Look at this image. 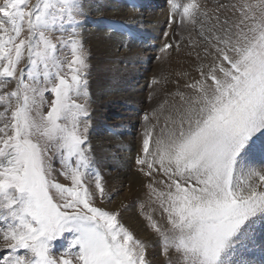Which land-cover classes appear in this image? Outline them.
Returning a JSON list of instances; mask_svg holds the SVG:
<instances>
[{"label": "snow or ice", "instance_id": "1", "mask_svg": "<svg viewBox=\"0 0 264 264\" xmlns=\"http://www.w3.org/2000/svg\"><path fill=\"white\" fill-rule=\"evenodd\" d=\"M167 2L199 22V78L159 134L144 130L136 164L167 226L146 219L166 264H264L245 255L264 218V0ZM83 17V0H0V264H152L120 212L97 204ZM53 148L69 183L53 176Z\"/></svg>", "mask_w": 264, "mask_h": 264}, {"label": "bare ground", "instance_id": "2", "mask_svg": "<svg viewBox=\"0 0 264 264\" xmlns=\"http://www.w3.org/2000/svg\"><path fill=\"white\" fill-rule=\"evenodd\" d=\"M121 1L123 0H85L84 2L85 9L88 11L84 35L90 53L94 57L91 68V85L98 103L95 110L97 114L95 124L90 130L89 141L97 165L107 174L110 193L115 192L114 188L126 185V193L116 199L112 209L121 210L123 203L129 204L128 208L122 211L123 217L132 223V227L142 237L150 241L147 245L150 247L149 253L152 256L157 255L153 264H166L168 257L158 256L159 241L155 239L154 234H150L145 229L135 211L136 199L141 198L140 195H142L143 182L150 181V178L144 180L143 173L138 171L139 166L136 164V159L141 155L142 140L136 141L130 133L134 131V128L137 129L140 123L143 132L146 127L155 125V132L159 134L169 115H172L175 109L183 103L178 93L188 96L191 90L185 85L199 78L197 68L200 61L196 59L193 49L190 51L192 53L190 57L186 51L178 53V49H173L174 46L168 51H162L165 44H169L172 40L169 35L171 31H169L162 41L159 38L161 41L158 43L160 44L159 58L151 64L152 61L149 60L151 57L143 55V51L149 50L150 52L149 48L158 42L157 39L154 43L149 42L148 38L162 36L168 16L165 18L164 12L156 15L151 13L143 20V15L137 6L132 8L124 6ZM161 1L136 0L143 6L148 5L150 9H153L154 4L157 8L161 6ZM145 11L150 13V10ZM231 15L230 9H222L221 19ZM172 16L177 23L180 15L176 13ZM184 29L190 39L198 38L192 32V24L188 23ZM199 39L200 37L197 40ZM198 49L195 51H200ZM154 79L158 83L154 84ZM149 96L151 97L149 109L147 108L149 121L146 122L144 120L146 113L141 117L137 114ZM121 105H125V108ZM115 108L119 111H115ZM112 113L118 114L120 118H111ZM252 160L256 166H259L258 154L253 156ZM108 169L112 172L107 173ZM160 178L165 179L163 176H157V181ZM144 209L155 215H159L160 212L153 203L146 205ZM163 226L166 227L167 224ZM247 243L246 257L259 262L264 256V218H259L251 226L250 239ZM171 258L175 262L174 252L171 253Z\"/></svg>", "mask_w": 264, "mask_h": 264}, {"label": "rangeland", "instance_id": "3", "mask_svg": "<svg viewBox=\"0 0 264 264\" xmlns=\"http://www.w3.org/2000/svg\"><path fill=\"white\" fill-rule=\"evenodd\" d=\"M182 1V2H181ZM212 1V2H211ZM85 2V0H83V3ZM178 2H181V3H186V1L185 0H178ZM198 2L201 4V6H202V9H207V10H212V9H215L219 4H224V5H226V4H228L229 3V5L230 4H232V3H237L238 2V0H198ZM224 2V3H223ZM121 3H123V5L124 6H129V7H136L137 6V8L138 9H140V12H141V14L143 15V20H145V18L149 15V14H162L163 12L165 13V18H166V20H165V24H164V27H163V30H162V36L161 37H156L155 35H154V37H156V38H148V40H149V42H151V41H153V43H154V41H156V39H157V43L155 44L154 43V45H153V47L152 48H149V49H151L150 50V52H149V50H144L143 51V55H147V57L148 58H150L149 60L150 61H152L151 62V64H153V62L155 63L156 61H158V58H159V45L160 44H158L159 43V41H160V39H161V41L163 40V38L165 37V35H167V32H169V31H171V32H169V35H170V38L172 39L171 40V42L169 43V44H171L172 45V47H173V49L174 50H177V52L178 53H180V52H182V51H186L187 53H188V56L190 57V55H189V53H190V51L193 49L190 45H189V41L190 40H197L198 38H199V23H197L196 25H193V29H192V32H193V34H195V36H198V38L197 39H190V37H188L187 36V34H186V30L184 29L185 27H186V25L188 24L187 22H184L183 24H182V22H181V17L179 18V20H177V23H176V20H174V17L172 16L173 14H171L170 16H169V13H170V11H169V4H168V2H167V0H162L161 1V6H159L158 8L156 7V4H154L153 5V9H150L149 8V6L147 5V6H143V5H141V4H139V2H136V0H123V1H121ZM128 4V5H127ZM205 4V5H204ZM84 5H85V3H84ZM160 5V4H159ZM204 6H208L207 8L206 7H204ZM140 7V8H139ZM146 7H148V8H146ZM145 10H150V13H147ZM88 13V11L85 9V17H83L82 18V20H83V26H82V29H81V31H82V35H83V42H84V45H85V48L88 50V52H89V57H88V64H89V67H88V69H87V75H88V81H89V83H88V93H89V96H88V106H89V111H90V127H89V133H88V136L90 137V130L92 129V127H93V125L95 124V117H96V113H95V110H96V106L98 105V103H97V101H96V99H95V96H94V91H93V88H92V81H91V78H92V75H91V68H92V62H93V55H91V53H90V49L88 48V43L86 42V40H85V35H84V32H85V27L87 26L86 24V14ZM179 14V13H178ZM91 15H93L92 13H91ZM220 15H222V9H221V12H220ZM145 17V18H144ZM170 19V20H169ZM175 21V22H174ZM173 22V23H172ZM173 24H176V25H173ZM198 27V28H197ZM183 31H184V33H183ZM56 35H59V33H56ZM160 38V39H159ZM188 38V39H187ZM160 41V42H161ZM177 45L179 46V47H177ZM187 49H189V50H187ZM168 50H170V48L168 49ZM167 50V51H168ZM198 50H200V49H198ZM194 58V57H193ZM195 59V58H194ZM156 60V61H155ZM151 85H152V80H151V83H150ZM12 86H14V85H10L9 86V88H11ZM150 101H151V97L149 96V97H147V99H146V101L144 102L145 104H142L143 106H141L142 108L140 109V111L138 112V116H143L144 115V113H146V115H147V111H148V107H149V104H150ZM80 102H83L82 100L80 101ZM125 105H121V107H124ZM125 108V107H124ZM148 108V109H147ZM0 110H3L2 109V106H0ZM115 111H119V109H117V108H115L114 109ZM129 110V109H128ZM131 110V109H130ZM129 110V111H130ZM131 111H133V110H131ZM111 115V118H115V119H117V118H120V116L117 114V115H115V114H110ZM118 116V117H117ZM145 117V116H144ZM101 119V118H100ZM127 119H129V118H127ZM141 124L139 123V126H137V129H133L134 131H132L131 133H130V135H131V137L133 138L134 137V139H136V141H141L142 139H143V129H142V126H140ZM140 129V130H139ZM139 130V131H138ZM143 132V133H142ZM261 140H264V139H261ZM89 143H90V141H89ZM52 157H53V159H52V163H53V167H54V172H53V176L58 180V182H61V183H69L68 181H66L65 179H64V177L62 176V175H60L59 174V170H60V168H61V165L59 164V156H58V154L56 153V151H55V149L53 148V149H51L50 150V153H49ZM91 155H92V167L96 170V171H98L99 173H100V175L103 177V183H104V186H105V198H104V200L102 201V203L99 201V199H97V204H98V206H103V207H105L106 209H108V210H113L112 209V205L115 203V201H116V199L117 198H119V196H121V195H123V194H125L126 193V185H124V186H120L119 188H114V191L115 192H112V193H110V189H109V187H108V182H107V178H106V176H107V174H106V172H105V170H103L99 165H97V163H96V158H95V156H94V152L92 151V148H91ZM95 158V159H94ZM91 171V170H90ZM112 172V170L111 169H108L107 170V173L108 172ZM139 171V170H138ZM140 172V171H139ZM143 178H144V180H146V178H148V177H146V176H144V174H143V176H142ZM160 179H162V178H160ZM159 179V180H160ZM158 180V181H159ZM86 182L88 183V185H89V187H90V189H92V188H94V172H93V174L92 175H90L88 178H87V180H86ZM145 182V181H144ZM143 182V189H142V195H140L141 196V198L140 197H138V199H136V204L137 205H135V211H137L136 213H137V216H139V218H140V220L142 221V223H143V226L145 227V229L150 233V234H154V236H155V239L157 240V241H159V237L157 236V234L151 229V227H149V222H148V220L146 219V217L148 216V215H151L152 217H153V219L154 220H156L157 222H159L162 226H163V224H166V218H165V216L162 214V211H161V209L159 208V205H158V203H156L155 201H154V198L151 196V194H150V189L147 187V185H148V183L150 182V181H147L146 183H144ZM158 185H160V184H156L155 186L156 187H163V185H161V186H158ZM123 189V190H122ZM117 190V191H116ZM153 200V201H152ZM138 203H140V204H138ZM144 203V204H143ZM149 203V204H148ZM154 204L155 206H156V208L158 209V211H160L159 212V215H155V214H152V213H150L148 210H145L144 208H145V206L146 205H151V204ZM156 203V204H155ZM128 206H129V204H124L123 203V205H122V207H121V210L119 209V210H116V211H119L120 212V219H121V222L122 223H124V225L130 230V231H132L133 232V234L138 238V239H140L146 246L148 245V244H150V241L148 240V239H146V238H144V237H142L138 232H137V230L134 228V227H132V223H130V222H128L127 220H125V218L123 217V213H122V211H124V210H126L127 208H128ZM113 211H115V210H113ZM161 213V214H160ZM160 215H161V217H160ZM163 220V221H162ZM70 238V237H69ZM67 246V240L66 239H61V240H59V241H57V242H55V248H54V251H57V252H59V251H62L63 250V247H66ZM147 248L149 249L150 247H148L147 246ZM160 248V245L158 246V253H159V255L158 256H164L163 254H162V252H161V248ZM157 255H154V256H152V255H150V253H149V250H148V258H149V260H151L152 261V264H153V261L157 258L156 257Z\"/></svg>", "mask_w": 264, "mask_h": 264}]
</instances>
